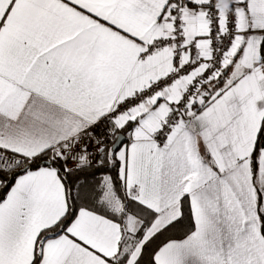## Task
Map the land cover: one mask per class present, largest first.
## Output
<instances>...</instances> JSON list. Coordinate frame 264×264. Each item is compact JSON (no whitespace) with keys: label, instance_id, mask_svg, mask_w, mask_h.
Segmentation results:
<instances>
[{"label":"snow or ice","instance_id":"1","mask_svg":"<svg viewBox=\"0 0 264 264\" xmlns=\"http://www.w3.org/2000/svg\"><path fill=\"white\" fill-rule=\"evenodd\" d=\"M0 264H264V0H0Z\"/></svg>","mask_w":264,"mask_h":264}]
</instances>
